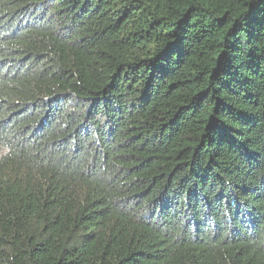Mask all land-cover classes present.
Masks as SVG:
<instances>
[{
  "label": "trees",
  "instance_id": "1",
  "mask_svg": "<svg viewBox=\"0 0 264 264\" xmlns=\"http://www.w3.org/2000/svg\"><path fill=\"white\" fill-rule=\"evenodd\" d=\"M0 264H264V0H0Z\"/></svg>",
  "mask_w": 264,
  "mask_h": 264
}]
</instances>
